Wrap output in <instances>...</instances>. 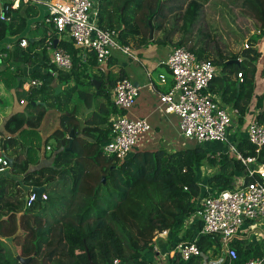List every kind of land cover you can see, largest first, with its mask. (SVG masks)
Instances as JSON below:
<instances>
[{"label": "trees", "instance_id": "obj_1", "mask_svg": "<svg viewBox=\"0 0 264 264\" xmlns=\"http://www.w3.org/2000/svg\"><path fill=\"white\" fill-rule=\"evenodd\" d=\"M226 1L249 13L258 24L260 37L264 36V0ZM203 5L200 0H97L96 9L99 26L115 31L121 45L129 46V38L140 37L137 45L145 47L149 43H172L166 30L171 17L182 13L183 27L187 29L196 22ZM35 15L32 7L23 15L12 13L9 23H0V39L6 30L12 35L22 33L27 19ZM44 41L45 37L38 44L40 53L34 54L32 48L21 49L16 42L9 65L0 72V80L7 88H14L17 101L26 102L27 108L37 113L33 121L22 113L14 114L4 125L9 134L18 131L25 156L15 155L9 169L14 178L23 175L20 182L0 178V264H19L3 240L12 241L17 256L29 258L28 264H112L115 259L121 264H161L143 259V254L151 251L153 233L169 230L172 239L192 242L201 229V221L195 219L188 227L184 222L199 209L200 199L231 190L235 178L243 177L247 166L234 153L210 151L203 143L173 153L135 152L122 162L103 156L102 148L111 137L110 118L123 113L110 97L115 82L123 77L112 80L90 74L88 66L95 65L94 57L84 64L78 50L67 41L58 42V46L71 55L73 66L68 72L58 70L49 60ZM258 42L259 39L251 38L249 49L229 57L217 53L212 61L204 48L188 49L199 60L218 67L209 92L237 110L239 125H243L253 99L255 64L260 56ZM173 44L174 48L183 46L181 40ZM238 58H242L241 62L231 63ZM38 60L46 71H33L29 80L41 85L25 91L18 65L30 66ZM92 80L101 82L97 91ZM97 97H103L104 102L95 108ZM73 100L84 105L88 112L85 120L78 118L76 105L71 107ZM36 102L40 104L35 105ZM255 108L260 110L257 120L263 123L264 93L257 97ZM46 109L57 111L58 124L41 141L37 132L23 128L39 124ZM71 131L75 138L67 151ZM28 138H33L32 144ZM5 140L6 151L17 145L12 136ZM50 140L54 146H49ZM234 147L242 159L257 157L256 163L264 165V148L256 154L246 138H238ZM41 160L50 164L28 171L30 165L37 167ZM202 167L213 173L199 179L198 169ZM35 187H43L47 199L26 206V197ZM217 239L198 237L196 245L205 254L213 246L218 251ZM230 247L236 251V259H225L221 264H243L264 257L263 244L234 240ZM209 259L198 256L186 264H203ZM165 261L174 264L180 259L176 255Z\"/></svg>", "mask_w": 264, "mask_h": 264}, {"label": "built area", "instance_id": "obj_2", "mask_svg": "<svg viewBox=\"0 0 264 264\" xmlns=\"http://www.w3.org/2000/svg\"><path fill=\"white\" fill-rule=\"evenodd\" d=\"M31 6L46 8L47 14L43 23L49 30L45 35L44 48L48 52L50 62L58 70L70 71L73 61L71 55L58 46L59 41L55 44L56 38L71 42L84 64L93 56L96 63L88 66V72L92 74L98 75L115 50L134 61L138 60L129 46L119 43L115 31L99 26L96 3L93 0H0V23H9L12 13L22 12ZM17 46L25 49L29 42L26 38H19ZM13 49L11 45L0 49V63L10 59ZM242 49H249V45L245 44ZM241 59L238 58V63ZM164 64L170 73L173 86L167 93L159 95L158 110L166 115L177 116L178 129L184 139L198 144H225L228 146L227 152L234 153L247 169L242 179L235 178L231 190L222 191L217 195L207 194L200 199L199 209L184 222L188 227L195 219L201 221V229L192 242L172 239L169 230L155 231L149 245L151 253L156 260L178 255L184 264L198 256L210 258L203 264H221L225 259L234 261L236 251L230 247V243L238 238L243 240L245 232L249 230V227L243 229V226L251 227L264 222V165L256 163L257 157L242 159L229 142V128L233 116L238 117V112L233 108L228 111L220 97L209 92L210 82L219 73L218 67L208 61L199 60L183 47L173 48ZM262 74L264 75V65ZM237 78L241 79V74H238ZM159 79L162 83L166 80L163 75H160ZM39 85L41 83L37 80L25 83L27 89ZM137 95L138 88L126 78L117 80L111 89V101L119 111L130 109ZM110 129L111 137L104 144L102 154L118 162L126 160L132 154L139 138L150 131L145 120L130 119L124 115L111 116ZM246 139L255 148L256 154H259L264 148V122H259L256 117L250 120L246 125ZM252 164L256 167H251ZM0 166L1 169L9 167L6 158L0 157ZM245 176L249 178L248 181ZM203 188L208 191L207 187ZM37 199V194L30 191L26 197V206H30ZM46 199L47 196L42 193L40 200ZM254 234L252 232L247 237L250 239ZM258 235L264 241V236ZM202 236L218 238V263L212 261L215 260V253L211 257L208 255L210 251L205 254L197 247L196 240ZM258 243L260 241L257 240L256 244ZM112 264L121 262L115 259ZM243 264H264V257L252 258Z\"/></svg>", "mask_w": 264, "mask_h": 264}, {"label": "crops", "instance_id": "obj_3", "mask_svg": "<svg viewBox=\"0 0 264 264\" xmlns=\"http://www.w3.org/2000/svg\"><path fill=\"white\" fill-rule=\"evenodd\" d=\"M93 1L94 3L97 2V0H93ZM32 8L33 11L36 13V15L27 19L25 30L18 35H12L8 30H6L4 32V37L0 39V49L2 47L4 48L7 45H11L13 46V48H15V44L19 38H26L29 42V47L32 48L31 53L32 54L40 53L41 48L38 44L45 37L47 31L49 30L48 26L45 27L42 22L43 18H45L47 14V11L44 6H33ZM24 12L25 10L22 11L21 14L23 15ZM139 38L140 37H135L134 39L132 38L128 39L130 42L129 47L131 48L132 53L137 56L138 58L137 61H134L127 55H124L119 51L115 50L112 51L110 58L108 59L107 63L103 66V68L100 70L98 75L92 74L90 72L89 73L103 79L108 77L110 78L111 74L114 76L112 80H116L119 77H123L130 80L133 83V85L138 88V95L137 98L135 99L134 104L130 109L123 111L122 115L130 119L145 120L150 127V131L147 134H144V136L139 138L132 154L135 152H155L158 150H162L167 153H173L175 151L187 149L188 147H186V144L189 142L190 144L192 143V147H194L195 144L194 142L184 139L181 136L178 129L177 116L174 114L166 115L160 112V110H158L159 95L167 93L173 86V81L170 76V73L168 72V69L164 64L165 60L167 59L173 47L170 46L169 44L157 45L154 43H149L145 47L144 46L139 47L137 45V41ZM60 40H64V39L56 38V42L57 41L63 42ZM258 45L259 43L256 45L257 50H258ZM195 49H198V46ZM8 65L9 63L7 62L0 63V72L3 71ZM18 66L20 67L19 70L20 72L18 71L19 76H21L22 80H24L22 88L25 91L29 90V88L28 89L26 88L25 83L31 81L29 79H30V74L33 71H38L39 73H45L46 71V69L43 67L42 61L40 60H38V62H36L34 65L29 66L26 64V65H18ZM160 75L165 76L166 80L164 83L160 82L159 79ZM99 83L101 85V82ZM150 83L152 84V86H149ZM69 86H72V83L69 84ZM263 93H264V79L256 76L253 99L247 109V113L245 115L243 125H239L237 122H235L237 120V117L233 116L232 118V124L231 127L229 128V133H228L229 142L231 145L234 146L238 138H246V125L250 120L255 118L260 113V110H257L255 108V104L257 97L261 96ZM97 106L98 103L97 104L95 103V108ZM226 106L228 111H232L231 106L228 105ZM18 113H22L26 117L31 118V121H33V116L37 114L35 110L29 107L27 108L26 102L17 101L14 88H7L5 84L0 80V157H4L12 160V164L15 155L19 157L25 156L24 154L25 147H23L24 145L22 138L21 137L19 138L18 136V131L9 134L7 131L4 130V125L5 122L11 116ZM87 116H84V119H82L81 121L85 120ZM44 117L45 116H43V118ZM42 123H43V119L39 124L37 123L35 126H33V123H31L30 126H24L23 129H26L28 131L34 130L39 134L40 138L47 139L50 133L57 127V124L55 125L56 127L53 130H51L49 133H46L44 128L42 127ZM234 123L235 125H233ZM11 136L13 139H17V145L10 147V149L6 151L3 149V146H5V142H6L5 139L10 138ZM28 140L29 142H31V144L33 143V138L31 140L30 138H28ZM184 141H185L184 143L185 148L183 147V143H182ZM49 146L52 145L49 144ZM227 147L228 146L224 144L223 147L218 146L217 149H215L212 145L209 146L208 148L210 151L216 150L218 152V151H226ZM49 164L50 161L41 160L39 166L33 167V165H30L28 171H33L36 168L45 167L48 166ZM11 166L5 169L0 168V178L2 177L14 178L11 175V171L9 170ZM251 167L255 168L256 165L252 164ZM206 168H204V170L202 168L198 169L199 179H205V177H208L213 173L212 169L210 168L206 169ZM22 176L23 175H21L20 177H15L14 179L20 182ZM242 178L243 177L240 176L238 179H242ZM10 187L9 190H11ZM24 190H26L25 187ZM243 227H244L243 229H247L248 227H250V225L249 226L244 225ZM261 234L264 236V232ZM236 240L241 241L242 239L238 238ZM242 241H247L250 244H254L250 241V239L247 236H244ZM3 242L7 245L12 244V241H8V240L7 241L3 240ZM259 244H261V242ZM263 252H264V245H263ZM213 255H214V251H212V253L209 254V256L211 257H213ZM145 257L148 259L147 261L149 262H153V263L161 262L160 259L156 260L154 256L152 257L145 256ZM212 261L218 263L217 262L218 260H212ZM210 263H214V262H210Z\"/></svg>", "mask_w": 264, "mask_h": 264}, {"label": "rangeland", "instance_id": "obj_4", "mask_svg": "<svg viewBox=\"0 0 264 264\" xmlns=\"http://www.w3.org/2000/svg\"><path fill=\"white\" fill-rule=\"evenodd\" d=\"M200 1L204 5L201 9L199 17L197 18L196 22L187 29L183 27L182 13L171 17L168 22V26H166L167 36L169 37V40L172 41V43L169 45L174 48L175 45L173 43H177L179 40H181L183 43L182 47L187 50H190V48L195 49L197 46L198 49L204 48L208 53V60L212 61V59L216 58L217 53H221L224 57L239 54L242 51V48H244L245 44L250 45L251 38H257V40L259 39L258 51L260 56L255 64V78L258 76L264 79L262 74V68L264 65V36L260 37L258 32V24L255 22L252 16L246 11L241 10V8L230 5V3H228L226 0H208L206 3L204 0ZM42 22H44V18ZM44 26L47 27L46 24H44ZM110 78L113 79L114 76L111 74ZM102 102H104L103 97H97L95 100V103H98V105ZM73 105L78 107V115L80 120L84 119V116H87L88 114L87 110L84 108V105L76 100H73L71 107H74ZM44 116L45 117L43 118L42 127L46 133H49L56 127L55 125L58 124L57 111L46 109ZM235 122H237V120ZM233 125H235V123ZM40 140L43 141L44 139L40 138ZM192 142L195 143L194 146L198 144L195 141ZM182 143L183 147L185 148V141ZM49 144L54 146V141L50 140ZM203 145H212L215 149H217L218 146L223 147V144L216 142L203 143ZM186 147H192V143H187ZM204 168L206 167H202L203 170ZM252 232L255 234L254 236L250 237V241L254 243L258 240L264 245L263 238L259 237L258 235L264 232V222H259L258 224L249 227V230L245 232L246 236ZM7 247L10 248L11 252L14 254V257L17 256V248L13 242L11 245H7ZM4 248H6V245H4ZM212 251H214L216 254L215 260H219L220 254L217 249L214 248V246L210 252L212 253ZM210 252L208 255L211 254ZM143 255V259L146 260L148 259L145 256H153L151 251H147ZM160 261L161 264H167L165 259H160ZM174 264L184 263L179 261L178 263Z\"/></svg>", "mask_w": 264, "mask_h": 264}, {"label": "water", "instance_id": "obj_5", "mask_svg": "<svg viewBox=\"0 0 264 264\" xmlns=\"http://www.w3.org/2000/svg\"><path fill=\"white\" fill-rule=\"evenodd\" d=\"M57 42L55 41V44H56ZM231 63H238V61H231ZM92 85H93V87L96 89V90H98L99 89V87H100V83L99 82H97L96 80H93L92 81ZM35 105H38V104H40L39 102H36V103H34ZM68 138H69V146H68V148H67V151H70L71 150V144H72V140L75 138V136H74V134H73V131H71L70 133H69V136H68ZM7 159V158H6ZM7 161H8V163H9V166H11V164H12V160H10V159H7ZM32 191L33 192H35L36 194H37V196H38V201L40 200V195L44 192V188L43 187H35V188H32ZM16 260L18 261V263L19 264H28V262H29V258H21L20 256H16Z\"/></svg>", "mask_w": 264, "mask_h": 264}]
</instances>
